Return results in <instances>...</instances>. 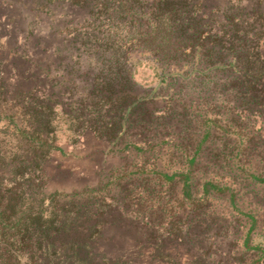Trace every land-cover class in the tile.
I'll return each mask as SVG.
<instances>
[{
    "label": "rangeland",
    "instance_id": "374dc122",
    "mask_svg": "<svg viewBox=\"0 0 264 264\" xmlns=\"http://www.w3.org/2000/svg\"><path fill=\"white\" fill-rule=\"evenodd\" d=\"M7 1L0 0L6 106L20 103L28 91L52 104L55 144L63 152L48 153L44 191L87 189L85 197L111 203L110 209L100 205L97 250L134 264H264V182L252 178H264V0H204L207 9H217L211 25L224 53L238 56L240 71L253 72L249 79L220 73L199 88L165 75L161 85L156 61L145 56L118 72L130 73L131 82L116 85L111 104L90 95L99 63L91 30H56L69 19L84 21L87 8L64 2L41 11V0ZM114 22L121 38L134 32L127 19ZM156 28L152 38L172 55L178 43L170 30ZM123 99L138 104L133 121L111 143L109 110ZM93 102L100 103L95 111ZM205 117L216 127L191 166L192 194L183 199L181 182L163 174L189 166ZM69 119L81 125L71 126ZM204 183L214 185L208 194ZM94 223L84 215L77 228L92 230Z\"/></svg>",
    "mask_w": 264,
    "mask_h": 264
},
{
    "label": "trees",
    "instance_id": "16d2710c",
    "mask_svg": "<svg viewBox=\"0 0 264 264\" xmlns=\"http://www.w3.org/2000/svg\"><path fill=\"white\" fill-rule=\"evenodd\" d=\"M231 1L238 5L242 0ZM64 2L87 8L89 13L84 21L69 19L67 25L56 30L64 35L91 30L90 35L98 41L93 50L99 63L90 83L91 98L97 102L111 104L115 100L116 85L131 82L130 73L127 77L119 73L130 71L145 56L156 61L161 85L165 75L193 81L199 88L210 86L220 73L246 79L253 75L247 70L240 71L236 54L224 53L221 38L213 33L211 25L217 9L215 6L207 9L204 0H41L39 9L49 11L51 3ZM117 18L127 19L133 27L134 32L128 38L118 36L114 22ZM159 26L170 30L173 42L178 43L172 55L161 49L151 36ZM22 94L20 103L7 107L6 92L0 87V122L9 120L0 130V264H134L97 250L102 233L95 228L100 222V205L105 197L91 200L84 196L87 189L69 193L44 191L48 182L44 171L48 153L63 150L55 144L52 104L32 91ZM93 103L90 108L95 111L100 103ZM125 103L123 99L109 110L111 115L106 126L111 143L133 121L137 100ZM69 120L73 122L71 126L80 124V119ZM9 123H13V130L7 129ZM203 124V135L186 170L163 174L181 182L183 199L192 194L191 166L216 127L214 119L209 117L204 118ZM252 178L264 182V178ZM213 188V184L204 183V194ZM106 204L102 207H113L111 203ZM84 215L94 217V229L77 228ZM252 221L250 227L255 225V219Z\"/></svg>",
    "mask_w": 264,
    "mask_h": 264
}]
</instances>
